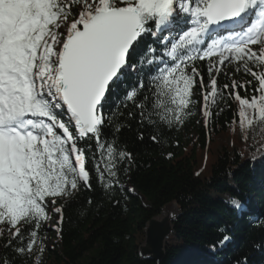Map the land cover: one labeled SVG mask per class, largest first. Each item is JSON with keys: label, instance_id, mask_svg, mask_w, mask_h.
I'll return each mask as SVG.
<instances>
[{"label": "snow or ice", "instance_id": "snow-or-ice-1", "mask_svg": "<svg viewBox=\"0 0 264 264\" xmlns=\"http://www.w3.org/2000/svg\"><path fill=\"white\" fill-rule=\"evenodd\" d=\"M230 68L253 79L221 88ZM228 97L245 138L264 126V0H0L3 247L13 259L42 253L40 229L53 213L62 223V202L91 189L92 172L106 193L124 191L127 119L160 130L198 111L207 123ZM0 264H11L6 252Z\"/></svg>", "mask_w": 264, "mask_h": 264}, {"label": "trees", "instance_id": "trees-1", "mask_svg": "<svg viewBox=\"0 0 264 264\" xmlns=\"http://www.w3.org/2000/svg\"><path fill=\"white\" fill-rule=\"evenodd\" d=\"M153 43L151 36L143 39L130 62L136 63ZM229 71L231 79L223 73L217 77L221 88L232 80L253 79L234 68ZM124 82L136 83L135 73H126ZM235 91L245 95L244 89ZM122 94L118 87L113 96ZM115 102L110 98L109 104ZM238 109V102L228 97L212 110L207 123L194 111L182 125L160 130L142 125L138 116L127 119L119 132L132 156L121 166L124 191L117 187L106 193L92 172L91 189L62 202L63 221L57 222L55 243L48 250L50 264H156L139 258V241L144 240L146 223L172 201L182 215L173 223L159 264H264V127L240 139ZM187 131L196 132L192 142L183 136ZM233 199L242 210L232 206ZM39 235L46 237V222ZM4 243L0 238V254L6 252L11 264H32V256L13 259L16 253Z\"/></svg>", "mask_w": 264, "mask_h": 264}, {"label": "water", "instance_id": "water-1", "mask_svg": "<svg viewBox=\"0 0 264 264\" xmlns=\"http://www.w3.org/2000/svg\"><path fill=\"white\" fill-rule=\"evenodd\" d=\"M182 215V209L175 201L166 204L158 216L150 219L144 229V241L138 247V256L143 261L156 264L166 256V242L173 234V223Z\"/></svg>", "mask_w": 264, "mask_h": 264}, {"label": "rangeland", "instance_id": "rangeland-1", "mask_svg": "<svg viewBox=\"0 0 264 264\" xmlns=\"http://www.w3.org/2000/svg\"><path fill=\"white\" fill-rule=\"evenodd\" d=\"M200 117H203L202 112ZM264 126H261L259 124L255 125L253 130L257 128H261ZM252 130V131H253ZM248 131V132H252ZM261 131H258L257 133H260ZM263 134V133H262ZM184 138L188 142H192L196 138V132L195 131H187L184 132ZM238 137L240 139L244 138V133H242V130H239ZM262 137V142L264 141V134L261 136ZM59 219V214L53 213L50 215V219L46 221V229H47V235L46 237L42 240V246L44 248V251L42 253H39L37 251H34L32 254V264H50V259L48 257V250H50L55 243V238H56V226L57 222ZM144 240H140L139 243H143ZM140 244V245H141ZM40 244L37 245L39 247Z\"/></svg>", "mask_w": 264, "mask_h": 264}]
</instances>
